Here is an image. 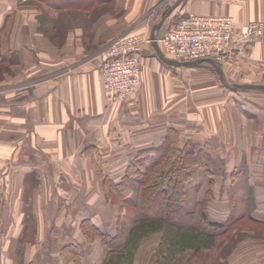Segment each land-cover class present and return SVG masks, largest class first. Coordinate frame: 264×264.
Instances as JSON below:
<instances>
[{
    "label": "crops",
    "instance_id": "obj_1",
    "mask_svg": "<svg viewBox=\"0 0 264 264\" xmlns=\"http://www.w3.org/2000/svg\"><path fill=\"white\" fill-rule=\"evenodd\" d=\"M174 1L111 0L89 6L85 0H0V196L9 202L8 217L16 216L8 226L19 239L7 264H35L28 258V238L37 233L40 212L54 218L45 237L48 244L57 228L65 232L72 224L62 218L74 217L88 256L97 252L93 264H102L106 248L99 239L86 237L89 228L114 235L118 228L127 233L133 224V204L127 198H107L104 177L120 182L140 150L162 146L168 135L180 144L193 143L209 157L210 175L201 166L193 167L188 204L203 197L211 178V219L224 221L247 213L264 221L263 90L228 88L209 70L191 87L190 68L199 65L167 64L151 42L141 48L140 82L134 93L115 104L106 101L102 50L121 34L151 37ZM176 9L182 15H230L237 24L264 22V0H182L169 15ZM219 63L228 81L264 84V30L253 42H236ZM198 167L207 181L196 185L193 173ZM192 184L203 191L191 199ZM236 184L244 186L242 193L248 197L243 200L250 202L239 213ZM223 196L230 201L225 213L213 215V203L225 201ZM67 200L74 209L63 203ZM149 240L151 261L157 259L159 236L153 234L139 243L135 263L147 264L142 254ZM66 242L76 246L80 263L87 264L78 240L58 243V263L63 264L59 246ZM19 247L22 254L16 257ZM187 252L191 251L182 253ZM229 252L232 258L224 264H264V236H248Z\"/></svg>",
    "mask_w": 264,
    "mask_h": 264
},
{
    "label": "trees",
    "instance_id": "obj_2",
    "mask_svg": "<svg viewBox=\"0 0 264 264\" xmlns=\"http://www.w3.org/2000/svg\"><path fill=\"white\" fill-rule=\"evenodd\" d=\"M45 1L71 3V0ZM85 1L93 6L111 0ZM201 64L212 65L208 61ZM208 160V155L202 149H195L193 143L180 144L177 138L168 135L162 146L140 150L128 162L120 182L113 183L105 176L103 188L106 197L127 198L133 204V224L127 233L118 228L114 235L96 227L86 231L90 241L95 237L106 248L102 264H137L134 256L139 243L153 234L159 236L156 260L163 262H173L186 250L219 254L224 249L228 253L238 241L248 236L263 237L264 221L247 213L224 221L208 216L207 207L215 195L211 178L203 197L192 205L188 204L193 167L201 166L210 175ZM58 257L63 264H81L79 250L69 242L59 246Z\"/></svg>",
    "mask_w": 264,
    "mask_h": 264
},
{
    "label": "built area",
    "instance_id": "obj_3",
    "mask_svg": "<svg viewBox=\"0 0 264 264\" xmlns=\"http://www.w3.org/2000/svg\"><path fill=\"white\" fill-rule=\"evenodd\" d=\"M264 22L237 24L233 16L187 12L174 25L162 30L156 42L162 52L176 60L211 58L222 60L236 42H253L261 37ZM153 38L143 34H121L102 50L100 73L108 104L125 100L140 82V54Z\"/></svg>",
    "mask_w": 264,
    "mask_h": 264
},
{
    "label": "rangeland",
    "instance_id": "obj_4",
    "mask_svg": "<svg viewBox=\"0 0 264 264\" xmlns=\"http://www.w3.org/2000/svg\"><path fill=\"white\" fill-rule=\"evenodd\" d=\"M167 6V3L165 2L163 4V6ZM165 6V7H166ZM182 14L179 13V11L176 9L171 13V16L169 15L168 18L165 20L164 24H163V29H166L167 27H169L175 19H177L178 17H181ZM219 63V62H218ZM190 77H191V87H193L194 81L197 80L200 76L203 77L205 76V74H208V70L211 71L210 73L215 75V78L218 80V75L217 73L214 71L213 66L211 65H207V64H201L198 67H191L190 68ZM200 77V78H201ZM219 81V80H218ZM230 82H238V81H230ZM206 182L207 181V176L206 174L203 172V170L201 168H194V173H193V182L197 183L199 182ZM228 182V181H227ZM225 184V183H224ZM195 184H192L191 189H195L191 191V199L194 195V193H197V191H199L200 193H202L203 191V187L199 186L196 188ZM244 186H239L238 184H236V186H234V190H239L240 192L236 195L235 197V203H236V209L235 211L237 213L243 211L246 207H249L250 202L247 200H243V197H248V195H244L242 193V189ZM229 192V191H228ZM226 194V193H224ZM229 194V193H228ZM229 196H223V198L225 199V201H216L217 203H213V207H212V214L216 215V216H220L223 215L225 213V207L227 206L226 204H229L230 201ZM0 264H7L8 262V253L9 251H11V248L13 246H15L17 240H19L18 238H16V234L14 232H11L10 226H8V224L10 225V223L14 222V220L16 219V216L14 217H8V206H9V202H7L8 200L3 199L2 196H0ZM71 199L73 200L72 204L74 205V197H71ZM247 201V202H245ZM65 205L71 204V201L67 200L66 202H63ZM103 203V202H102ZM71 204V206H72ZM215 204V205H214ZM16 207V205H15ZM112 207V205H110V208ZM72 208L74 209V207L72 206ZM71 208V209H72ZM13 209V208H11ZM74 212V210H72ZM14 212V211H12ZM11 212V213H12ZM215 214H214V213ZM41 216H39L38 214L36 215V219H37V233H32L30 234L28 240L30 241L29 247H28V258L29 260L33 261L35 264H59L58 263V258H57V254H56V250L58 247V243L60 242H64L66 240H70L72 241H77L79 243H81V249L83 254V260L84 263L87 264H93L96 257H98V253L96 252L95 254H93L91 252V255L88 256V254L90 253L89 250H87L88 246L87 245H83V238L81 237V233L78 232V230L76 229V226L74 224V217L71 216H66L64 218H62L64 221H72V224H69L67 226V231L65 232H61L58 230L55 231L53 234H51L50 236V244H52V246H50V244H48V240L49 238L47 237L46 240V236H47V229L48 226L51 225V219L54 220V218H49V217H45L42 215V212H40ZM68 213H66L67 215ZM99 214H94L93 218H101L98 216ZM74 216V214H73ZM12 221V222H11ZM76 229V230H75ZM26 239V238H25ZM34 239H36V243L34 242ZM57 243H56V241ZM41 242V244H44V246H41V244L38 246V242ZM55 241V242H54ZM45 242H47V245H45ZM153 241L149 240L147 242L142 243L143 248L148 247L146 250H143V254H142V258L145 259L144 262H147V264H150L152 261H154L152 264H165L163 262H161L160 260L157 261L154 258L151 261V257H152V253L150 252V245ZM35 243V244H34ZM21 245V242L19 243ZM145 244H147L145 246ZM38 246V247H37ZM91 247V246H90ZM16 254L15 256H20L22 254V249L16 248ZM148 253V254H147ZM231 252L226 253L225 250H221L220 253L218 254L216 252V254H209L206 251H201V252H197V253H192V252H187V254L182 253L181 255H179L176 260L172 263H166V264H224L226 261L225 260H230ZM229 256V257H227ZM143 261V260H142Z\"/></svg>",
    "mask_w": 264,
    "mask_h": 264
},
{
    "label": "water",
    "instance_id": "obj_5",
    "mask_svg": "<svg viewBox=\"0 0 264 264\" xmlns=\"http://www.w3.org/2000/svg\"><path fill=\"white\" fill-rule=\"evenodd\" d=\"M182 0H175L173 2V4H171L170 6H168L162 13V17L161 20L159 21V23L156 25L155 29H153V34H152V44L154 46L155 52L157 54V56L165 63L170 64V65H175V66H196L201 64L204 61H208L211 62V64L213 65L214 70L217 72L218 77L220 82L231 89H258V90H263L264 91V84L263 83H252V82H230L226 79V77L224 76L222 67L220 65V63H218V61H215L211 58H199L196 60H176L173 58H170L168 56H166L162 50L160 49V46L158 45V43L156 42V37L160 36V34L162 33V23L164 22L165 18L170 14V12L181 2ZM156 29L158 30L156 33Z\"/></svg>",
    "mask_w": 264,
    "mask_h": 264
}]
</instances>
